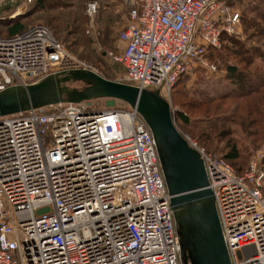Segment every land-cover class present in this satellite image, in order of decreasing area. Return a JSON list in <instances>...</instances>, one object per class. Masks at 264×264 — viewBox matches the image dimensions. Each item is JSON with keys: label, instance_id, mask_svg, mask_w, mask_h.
Listing matches in <instances>:
<instances>
[{"label": "built area", "instance_id": "obj_1", "mask_svg": "<svg viewBox=\"0 0 264 264\" xmlns=\"http://www.w3.org/2000/svg\"><path fill=\"white\" fill-rule=\"evenodd\" d=\"M116 1L121 47L105 54L121 83L166 93L196 65L215 71L206 49L238 35L225 0ZM98 9L85 2L86 33ZM75 69L91 70L43 24L0 36V90ZM91 100L0 116V264H180L148 127L127 105ZM184 139L202 160L229 263L264 264V171L252 160L238 174Z\"/></svg>", "mask_w": 264, "mask_h": 264}, {"label": "water", "instance_id": "obj_2", "mask_svg": "<svg viewBox=\"0 0 264 264\" xmlns=\"http://www.w3.org/2000/svg\"><path fill=\"white\" fill-rule=\"evenodd\" d=\"M18 0L0 5V11ZM82 83L81 87L71 84ZM112 98L135 109L148 127L179 244L180 264H230L223 244L211 191L199 153L174 125L173 114L158 89L148 90L108 80L88 69L49 74L0 90V116L59 102Z\"/></svg>", "mask_w": 264, "mask_h": 264}, {"label": "rangeland", "instance_id": "obj_3", "mask_svg": "<svg viewBox=\"0 0 264 264\" xmlns=\"http://www.w3.org/2000/svg\"><path fill=\"white\" fill-rule=\"evenodd\" d=\"M34 1L35 0L31 2L33 3ZM86 1L88 0H85L84 4ZM97 1L99 9L94 18L95 30L90 33L85 32L87 18L82 10L83 20L80 28L81 30L83 29V35L88 37L91 42L89 41L88 44L87 41H85L84 47L69 46L68 42L65 41L61 43L67 50L73 53L100 76L111 81L121 82L123 76L122 68L114 63L105 52L118 50L121 47V44L116 40V33L125 23L124 9L116 0ZM226 3L230 7H234V9L236 8L238 10V35H232V42L228 39L224 40L220 38L221 41L218 48L211 47L213 49H209L210 47H208L206 49L205 59L215 66V71L209 72L204 69V67L196 65L189 73L181 75L168 92L162 93L158 91L159 95L169 104L176 129L189 142L194 143L195 146L202 151V155H209L215 158H220L219 153L223 147V142L212 138V140L209 139L211 142L203 144L198 141L196 135L200 130L206 129L211 123L229 120L232 114L231 112L235 100L231 98L224 99V97L233 95L232 93L236 85L231 80L227 79L224 71V62L241 66V59L246 57L243 53L248 49L251 53H264V22L261 20L262 17H264V0H228ZM19 19H22L21 21H24L26 24L40 23L45 25L43 20L40 19L39 13H37V16L34 18L20 16ZM251 20L256 23V26L252 29L243 30L241 22L247 23ZM5 23L7 24L4 20H0L1 31H4ZM259 29H261V32L257 34ZM103 32H108L106 42H104L103 39L100 40V36ZM234 42H238V45ZM227 47H231V49L235 47L237 49L236 53H240L241 56L237 57L236 53L232 54L233 51H229ZM218 53L223 57L222 60L218 58ZM86 54H90L91 57L99 59V62H93L94 60L84 56ZM250 61V65H248L247 62L244 64L247 70L259 71L264 67V60L256 55L251 56ZM71 85L75 87L82 86L80 83H73ZM180 94H183V97L179 99ZM219 98L223 99L219 101ZM90 102L95 109L123 107L126 105L124 102L112 98H96ZM207 108H210V110L208 114H204ZM174 111L186 114L190 122L189 125L185 126L180 123L175 118ZM225 125L232 129L231 136L237 141V145L240 149L250 146L248 140H246V137H243L240 128L236 124L227 123L226 121L224 123V126ZM263 145L264 141L263 144H259V149L257 151L251 152L252 154L242 159L243 164L240 167L241 171L252 160L258 163L259 158L263 154ZM232 169L234 168L232 167ZM261 188L264 194V181Z\"/></svg>", "mask_w": 264, "mask_h": 264}, {"label": "trees", "instance_id": "obj_4", "mask_svg": "<svg viewBox=\"0 0 264 264\" xmlns=\"http://www.w3.org/2000/svg\"><path fill=\"white\" fill-rule=\"evenodd\" d=\"M85 0H35L32 5L22 14L14 15L13 17H5L0 20H4V31L0 30L1 37H8L15 33L21 32L26 27L32 24H26L20 16L34 18L37 13L40 14V19L43 20L45 26L49 29L51 34L60 42H68L69 46H85V41L89 44L90 39L83 35V29L81 30V22L83 20L82 10ZM97 1V0H96ZM98 2V1H97ZM19 19V20H18ZM264 22V17L261 19ZM105 21V19H104ZM40 24V23H39ZM242 29H252L256 26V23L251 20L247 23L241 22ZM261 32V29L257 31V34ZM108 32L100 36V40L104 42L107 40ZM221 39L229 40L232 42V35L221 33ZM69 40V41H68ZM91 42V41H90ZM86 43V45H87ZM238 45V42H234ZM213 49V48H209ZM229 51H233L232 54L237 52V49L233 47H227ZM248 49L243 55L246 57L241 59L242 65L237 66L224 62V71L227 79L231 80L236 87H234L233 95L225 98H231L235 100L233 104L232 114L227 123L236 124L243 137H246L250 146L240 149L237 145V141L231 136L232 129L224 123L219 121L218 123H211L202 129L196 135L200 143L211 142L212 138L223 142V147L220 150L219 156L226 162H228L235 170L236 173L241 174L246 166L241 171V165L243 164V158L252 154L251 152L259 149V144H263L264 141V67L259 71H251L245 68V63L251 64L250 58L253 55L260 57L264 60V53H251ZM219 55V53H218ZM87 58L94 60L93 62H99V59L91 57L90 54L84 55ZM237 57H240V53H236ZM221 60L223 57L218 56ZM179 77L176 79V81ZM175 81V83H176ZM174 83V84H175ZM82 83H80L81 85ZM83 85V84H82ZM234 85V86H235ZM173 87V86H172ZM183 97L180 94L179 99ZM219 98L218 100H222ZM210 108L204 111V114H208ZM175 118L185 126L189 125V120L186 114L182 112L174 111ZM209 139H211L209 141ZM258 170L264 171V145L263 154L259 158L257 163ZM262 193V188H261ZM264 196V194L262 193Z\"/></svg>", "mask_w": 264, "mask_h": 264}, {"label": "crops", "instance_id": "obj_5", "mask_svg": "<svg viewBox=\"0 0 264 264\" xmlns=\"http://www.w3.org/2000/svg\"><path fill=\"white\" fill-rule=\"evenodd\" d=\"M8 1L13 2L15 0H0V5H5L6 2H8ZM31 1H33V0H30V1L18 0V5H16V6L11 5L8 9L0 11V19H3L5 17L10 18V17H13L14 15L23 13L24 11H26L31 6V4H32ZM227 1L228 0H225V3Z\"/></svg>", "mask_w": 264, "mask_h": 264}]
</instances>
